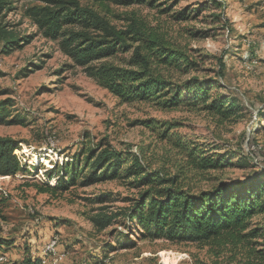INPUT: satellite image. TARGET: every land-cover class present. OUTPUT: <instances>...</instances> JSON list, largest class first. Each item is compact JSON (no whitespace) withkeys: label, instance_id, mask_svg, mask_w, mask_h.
Instances as JSON below:
<instances>
[{"label":"rangeland","instance_id":"obj_1","mask_svg":"<svg viewBox=\"0 0 264 264\" xmlns=\"http://www.w3.org/2000/svg\"><path fill=\"white\" fill-rule=\"evenodd\" d=\"M82 2L117 29L134 22L188 52L195 61L188 70L160 68L170 80H210L211 93L230 94L242 107L220 118L201 99L188 98L193 92L188 90L172 106L155 99L122 100L73 64L58 39L43 36L23 14L26 5L39 1L12 0L2 20L30 40L9 53L0 51V99L9 98L10 115L21 118L0 123V135L19 140L14 152L25 169L0 175V236L11 240L0 247V256L6 257L0 264L44 253L59 258L58 263L244 264L247 245L224 237L206 242L150 238L122 213L96 228L90 215L122 212L139 195L141 189L127 178L84 184L77 176L66 188H41L56 182L59 166L80 146L97 143L138 152L150 168L181 173L182 184L194 191L264 174V0ZM180 11L186 16L179 17ZM127 35L130 45L115 51V62H125L141 43L132 38L137 34ZM24 68L29 69L22 74ZM193 146L229 163L199 169L188 154ZM253 227L260 235L251 246L264 248V212L251 217ZM53 238V250L45 247L44 252Z\"/></svg>","mask_w":264,"mask_h":264},{"label":"trees","instance_id":"obj_2","mask_svg":"<svg viewBox=\"0 0 264 264\" xmlns=\"http://www.w3.org/2000/svg\"><path fill=\"white\" fill-rule=\"evenodd\" d=\"M12 0H0V51L9 53L30 40L28 35H19L15 29L3 22V11L10 9ZM23 10L38 31L47 38L58 39L61 51L79 65L97 83L107 88L122 100L155 99L162 106H172L187 97L202 100V106L220 118H227L241 108L239 100L222 92L211 93L210 80L197 76L177 82L170 80L161 67L188 70L195 61L188 52L174 47L154 32H145L136 23L127 29H117L95 9L82 0H36ZM100 4L127 5L133 2L151 3L154 0H85ZM185 17L183 11L178 14ZM128 32L135 40L136 51L131 52L125 62L112 58L126 43ZM143 41V42H142ZM141 48L142 50L140 51ZM29 68L21 72L26 73ZM213 86L218 87V84ZM9 98L0 99V123L20 121V117L9 112ZM19 140L10 135H0V175H15L25 166L14 152ZM193 146L188 152L199 169L222 167L228 160L213 158L196 152ZM54 184L45 182L41 190L66 188L80 176L84 184L107 178L124 177L129 185L140 188L139 195L122 212H96L89 216L98 229L108 225L112 219L123 214L132 226L141 227V235L150 238L163 237L171 241L206 242L231 239L247 245L249 254L244 264H264V248L251 246L252 238L260 235L258 228H249L251 217L264 212V174L257 173L246 180L219 181L211 188L197 191L185 187L179 176L169 174L161 168H150L141 155L132 150L97 143L82 145L70 160L59 166ZM107 195V194H106ZM223 240V239H222ZM11 240L0 236V247ZM10 264H42L38 256L24 255Z\"/></svg>","mask_w":264,"mask_h":264},{"label":"crops","instance_id":"obj_3","mask_svg":"<svg viewBox=\"0 0 264 264\" xmlns=\"http://www.w3.org/2000/svg\"><path fill=\"white\" fill-rule=\"evenodd\" d=\"M46 255H48L47 253H44ZM46 255H43L41 256V263L42 264H78L77 261L76 262H69L67 260H63L61 259L58 263V259L59 258H55V259H52L51 257L47 256ZM94 262H90V263H82V264H93Z\"/></svg>","mask_w":264,"mask_h":264},{"label":"bare ground","instance_id":"obj_4","mask_svg":"<svg viewBox=\"0 0 264 264\" xmlns=\"http://www.w3.org/2000/svg\"><path fill=\"white\" fill-rule=\"evenodd\" d=\"M50 241H51V242H50L49 246H47V248H48L49 250H53L55 244L57 243V239L53 238V239H51ZM2 255H3V254H2ZM0 257H1V256H0Z\"/></svg>","mask_w":264,"mask_h":264},{"label":"built area","instance_id":"obj_5","mask_svg":"<svg viewBox=\"0 0 264 264\" xmlns=\"http://www.w3.org/2000/svg\"><path fill=\"white\" fill-rule=\"evenodd\" d=\"M50 242H51V241H47V244L44 245V247H43V251H44V252H45V247L49 246ZM62 254H63V253H62ZM62 254L60 253V257L62 256ZM5 259H6L5 256H1V260H5ZM93 264H96V263H93Z\"/></svg>","mask_w":264,"mask_h":264}]
</instances>
